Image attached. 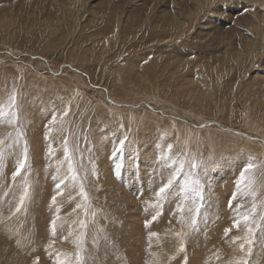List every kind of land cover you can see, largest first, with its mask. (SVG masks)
I'll return each instance as SVG.
<instances>
[{"label":"rangeland","instance_id":"374dc122","mask_svg":"<svg viewBox=\"0 0 264 264\" xmlns=\"http://www.w3.org/2000/svg\"><path fill=\"white\" fill-rule=\"evenodd\" d=\"M13 91L17 123L0 120L12 144L0 167V264H56L57 253L75 264L81 233L83 264H264V143L203 126L264 142V0H0V106ZM25 141L28 167L13 180ZM249 162L252 189L230 208ZM190 171L204 197L198 230L188 227L196 194L182 190ZM253 207L262 227L246 256L247 229L232 223Z\"/></svg>","mask_w":264,"mask_h":264},{"label":"snow or ice","instance_id":"6c2138e0","mask_svg":"<svg viewBox=\"0 0 264 264\" xmlns=\"http://www.w3.org/2000/svg\"><path fill=\"white\" fill-rule=\"evenodd\" d=\"M17 104V97L15 92L11 94L9 101L7 105L5 106H0V120H6V122L9 124V126H14L17 123V112L15 111ZM65 115L67 113L65 112ZM53 123H55V118H53ZM51 131V129H49ZM11 135V134H9ZM20 132L17 130V135L13 139V144H19L20 142ZM47 139V136L45 137ZM128 140V137L125 136L122 140L119 141L118 146L114 149L113 151V156H117L119 154H122L123 151L125 150L126 146V141ZM67 141H65V152L67 155ZM12 147V144H7L4 139H0V167L3 166V160L5 155L7 154V150ZM169 151H171V146H169ZM49 154H51V148L49 147ZM29 163V149L27 146V143L25 141L21 155L17 160V166L16 169L13 173V180L16 179V177L21 176V173L26 171ZM121 164H117L116 168L117 171L121 167ZM190 169L195 170L200 167V164L198 161H191L190 162ZM254 164L249 162L240 172L239 179L236 181V191L233 193L231 199L229 200V207H232V200H235L237 198V194H249L251 189H252V183L253 179L251 176L252 169L254 168ZM180 174H183V167H180ZM193 172H189L188 178L185 180L184 185L182 186V190H190L196 194L197 199L193 200V207L189 209V211L192 213L191 218H190V223L188 224V227L194 230H198V216L200 214V207L202 206V201L204 199L203 197V191L202 188L200 187L199 181L196 179H193ZM24 179V191L23 194L20 197L19 204L16 207V212H20L25 204V200L29 195V183L27 180V177H23ZM55 179V177H54ZM73 180L76 179L75 176L72 177ZM180 179V175L174 173L166 183L162 184V186L159 188V190L155 193L156 196V203L151 205L152 207L156 208V214L152 216V220H156L157 217L161 214L160 209L162 208L163 202L168 198L170 195V190L172 189L174 183H176ZM65 181L63 179H60L59 182L56 184L57 190L61 189V185L64 184ZM62 192L58 191L57 195H61ZM80 194L83 197L84 201L86 202L88 200L87 193L84 192L83 190V185L81 184V189H80ZM52 205H56V195H53L52 197ZM81 205H77V207H80ZM181 213H183V208L180 207L178 209ZM57 215L56 217L51 221L50 224V230H51V235L53 237L56 236L57 232V221L60 219L58 213H59V208L56 209ZM259 220H264V216L260 217ZM80 226L82 228L87 227L86 223L84 221H80ZM150 221H146L145 227L148 226ZM243 226L244 228L247 229V236H245L244 243H241L239 245V248L242 252H246V256H250L252 253V244L253 240L255 237V231L256 229H259L262 227L261 223L256 219L255 217V207H253L252 213L246 214L243 216H238L237 218H234L233 223H232V228H240ZM231 232V228H226L224 230V236L227 237L228 234ZM71 235V232L69 233ZM157 235L156 233H150V239L152 236ZM178 236H181V233H177ZM83 233L79 237L75 239V243L77 246V252L75 254V264H83V256H82V247H83ZM67 239V238H65ZM240 239L239 237L234 238L232 240V243H236V240ZM54 241H50L48 248L52 247V244ZM245 244H247V248H245ZM184 244L181 242L180 247L178 249L179 252H184ZM187 261V257L185 256V264ZM34 264H39V257L36 258L34 261ZM56 264H72V262L68 259V257L65 254L62 253H57L56 254ZM236 264H248V260L246 258L240 259L236 261Z\"/></svg>","mask_w":264,"mask_h":264},{"label":"water","instance_id":"95a60500","mask_svg":"<svg viewBox=\"0 0 264 264\" xmlns=\"http://www.w3.org/2000/svg\"><path fill=\"white\" fill-rule=\"evenodd\" d=\"M203 126H206V127H209V126H217L218 128L223 129V130H225V131H228V132H231V133L237 134V135H239V136H242V137H245V138H248V139H252L253 141H257V142L259 141V142H261V143H264L262 140H259L258 138H252V137H250V136H248V135H246V134H243V133H240V132L234 131V130L229 129V128H227V127L220 126V125H218V124L215 123V122H206Z\"/></svg>","mask_w":264,"mask_h":264},{"label":"bare ground","instance_id":"6f19581e","mask_svg":"<svg viewBox=\"0 0 264 264\" xmlns=\"http://www.w3.org/2000/svg\"><path fill=\"white\" fill-rule=\"evenodd\" d=\"M259 142V141H258Z\"/></svg>","mask_w":264,"mask_h":264}]
</instances>
